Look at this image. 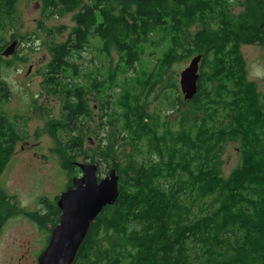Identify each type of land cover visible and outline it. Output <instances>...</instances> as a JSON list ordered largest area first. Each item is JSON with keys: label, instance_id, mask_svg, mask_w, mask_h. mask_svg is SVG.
Returning <instances> with one entry per match:
<instances>
[{"label": "trees", "instance_id": "1", "mask_svg": "<svg viewBox=\"0 0 264 264\" xmlns=\"http://www.w3.org/2000/svg\"><path fill=\"white\" fill-rule=\"evenodd\" d=\"M19 1L0 0L2 67H11L22 59L19 54L15 58L2 55L11 40L20 45L28 37L17 32ZM39 1L42 14L51 19L76 12L64 40L57 38L64 26L52 28L43 22L37 25L40 34H31L50 56L43 70L46 90L62 98V119L50 125L56 136L59 130L69 135L65 142L57 136L64 152L62 167L69 171L70 162L84 154L86 137L94 133L102 146L88 151L118 175L117 200L91 222L77 257L83 264H264V95L243 76L233 87L235 91L228 92L235 79L228 75V66H234L239 77L245 64L239 45L260 40L254 36L257 23L250 21L256 16L250 14L257 10L255 4H247L246 15L240 17L242 24L228 12L227 0ZM214 16L219 21L216 29L211 28ZM91 43L98 60L108 61L110 78L142 68L141 73L149 77L141 86L154 89L161 85L176 92L172 66L200 54V82L195 96L181 102L182 107L193 104L190 110L181 109V126L161 132L159 124L143 122L152 118L144 110L146 102L141 103L139 95L127 94L126 81L124 99L112 100V94H108L112 88L105 79L93 77L92 84L84 85L85 71L74 59L81 58ZM112 51L117 55L114 67ZM131 79L138 85L137 78ZM91 90L100 110H104L106 122H102V116L98 118L101 129L108 125L112 132L119 129L117 135L124 131L130 134L132 151L122 152L125 160L121 163L116 161L115 133L105 143L97 136L98 128L89 129L92 122H97L88 104ZM0 94L2 99L10 96L1 76ZM228 94L238 101L234 111L226 113L233 117L226 126L219 116L221 110L227 111L222 101ZM167 98L168 107L174 108L176 98ZM108 115L109 121L105 118ZM1 116L3 128L5 118ZM12 127L18 129L17 123ZM1 137L0 152H6V156L1 159L0 174L21 136L15 130L11 139ZM158 138L161 153L156 160L143 164L141 154L134 156V152L146 140L157 144ZM235 141L242 146L239 163L224 177L220 168L223 147ZM255 155H260V161L254 159ZM41 211L44 214H34L32 220L37 231L49 230L51 210L47 207ZM5 219L0 217V230Z\"/></svg>", "mask_w": 264, "mask_h": 264}, {"label": "rangeland", "instance_id": "2", "mask_svg": "<svg viewBox=\"0 0 264 264\" xmlns=\"http://www.w3.org/2000/svg\"><path fill=\"white\" fill-rule=\"evenodd\" d=\"M235 1H237L236 4ZM242 1L233 0L231 3V12L235 16L242 17L247 12V4L241 3ZM40 6L39 0L19 1L17 32L21 36L28 35V37L26 42H22L20 45H17V41L11 40L9 44L16 42V46L13 54L9 56L15 58L19 54L22 59H18L16 63L10 60L11 58L3 60L5 62L13 61L14 65L11 67L6 65L2 67L0 65V76L6 81L10 95L8 99H2V94H0V118L2 117L1 115L5 118L3 128L0 127V141L2 139L1 136L6 140L11 139L13 134H15V130L21 136L15 144L13 152L5 161L3 171L0 174V211L3 210L0 217H5V220H7L0 230V264H37L38 256L45 249V246L41 248V244L35 243L37 232L35 231L36 222L32 220L33 215L39 212L38 217H41L44 214V211L41 210L47 209V202L53 201V197L62 190L63 184L69 176V171L66 172L62 167L63 160L61 155L64 152L61 150L60 142L57 139L58 136L61 141L65 142L69 139V135L59 130L56 136V133L50 130V125L53 122L62 119V98L54 97L49 93L48 89L46 90L47 85L45 86L43 83V70L50 61V56L40 41H37L35 36L31 34L33 32L40 34L37 31V25L43 22L47 27L52 28L64 26L63 32L57 35L59 40H64L74 24L71 18L76 12L51 19L42 14ZM211 21L216 22L217 18L214 16ZM239 22L242 23L241 21ZM193 30L191 28V31ZM255 35H257V32H255ZM6 36L8 37L9 35L6 34ZM240 48L245 59L248 80L258 79L260 81L258 92L264 95L263 47H259L256 42L253 45L242 43ZM116 57V53L112 51V67L116 64ZM145 57H147V54L141 62L145 63L147 61ZM191 58L186 62L172 66L171 72H173V77L176 80L175 84L177 85L178 93L176 90L163 89L161 85H157L154 89L150 88V86L147 88L141 86V84H144V80L149 77V74L141 73L142 68H138L132 73L116 75L110 78L109 63L104 56H102L101 60L104 59L106 62L98 60V54L94 51L93 43L81 54V58L76 57L74 61L83 72L85 71L86 78L84 81L87 83L84 85L88 86L93 77L105 79L106 85H111L112 90L108 94H112V100L113 98L124 99L123 97L126 94L125 87L127 88V94L139 95L141 103L146 102L145 112L152 117L144 119L143 122H148L149 126L159 124L161 126L160 131L164 132L168 128L176 129L178 125L181 126V123H178L182 115L181 109L187 111L193 108L192 103L184 104V107H182L181 102H184V100L178 84L180 73L189 67ZM148 69L149 67L145 70ZM199 70V74H201V64ZM130 75L134 77H129ZM131 78H137L139 81V83L137 82L138 85H136V82H131ZM203 79H205V76H203ZM125 81L127 85L123 87ZM112 82L113 84H110ZM92 83L93 81H91ZM89 95L88 104L92 110L91 115L97 117V122H92L89 129L98 128L97 136L104 138V142L108 143L114 136H118L119 129L112 132L111 127L108 125L101 129V122L98 118L101 116L103 118L104 110H100L101 106L98 104L95 91L91 90ZM169 95L176 98L174 108L168 107L170 99L167 97ZM178 96L179 101L177 100ZM228 98L230 97L224 98L222 101L227 111L223 112L221 110L222 114L219 116L226 126L233 122L231 113L229 115L226 113L233 112L236 105L234 101L229 103ZM131 103L133 102L131 101ZM105 118L107 121L111 120L109 115ZM13 122L17 123L18 129L12 127ZM102 122L105 123L106 120L103 118ZM8 123L10 124L8 125ZM13 129L14 131H12ZM112 133H115V135H111ZM124 134L127 136L126 142L130 148V150L128 148L126 151H132L130 134L126 131ZM93 135L95 134L91 133L89 137L95 140L96 137ZM161 138L157 139V144L154 140H151L150 143L146 140L138 147V151L134 152V156L136 153H140L141 156L139 158L142 159L143 164L150 160H156L157 154L161 153L162 150ZM225 144L220 158V168L223 176L228 177L238 166L242 146L239 141ZM8 146H10L9 143ZM21 146H23L22 149ZM146 152H151V155ZM0 153L1 163V159L6 156V152L2 151ZM259 158L260 155L254 156L257 161H260ZM78 161H81V158H78ZM107 174L106 165L100 166V177L102 178ZM180 176H183V173ZM184 176L186 177V175ZM187 181L190 182V180ZM26 211L30 213L29 217L25 214Z\"/></svg>", "mask_w": 264, "mask_h": 264}, {"label": "water", "instance_id": "3", "mask_svg": "<svg viewBox=\"0 0 264 264\" xmlns=\"http://www.w3.org/2000/svg\"><path fill=\"white\" fill-rule=\"evenodd\" d=\"M16 42L10 44L2 55L13 54ZM201 55L191 58L189 67L180 73L179 89L184 101L197 93ZM82 176L60 196L62 215L52 230L45 249L38 256V264H72L80 243L89 226L106 206L113 205L118 197V175L115 169L97 182L96 165L78 163Z\"/></svg>", "mask_w": 264, "mask_h": 264}, {"label": "flooded vegetation", "instance_id": "4", "mask_svg": "<svg viewBox=\"0 0 264 264\" xmlns=\"http://www.w3.org/2000/svg\"><path fill=\"white\" fill-rule=\"evenodd\" d=\"M232 1L233 0H227L226 1L229 13L231 12V3H232ZM250 2H253L255 4L256 8H257L255 13H250L252 15L256 14V16L254 18H250V21L257 23V28H258L257 29V37L260 39L259 41H257V44L259 45V47H263V49H264V0H243L241 3L248 4ZM236 3H237V1H235V4ZM231 14H232V12H231ZM233 17H235L234 19H236L238 23L242 19V18H240V16H235L234 14H233ZM247 20H249V19H247ZM218 24H219L218 20L216 22H214V21L212 22L211 21V28L212 29H216ZM243 30L244 31H248L247 28H243ZM241 45L242 44L239 45V50H240V54H241V56H242V58L244 60V63H245V59H244V56H243V54L241 52V48H240ZM248 45H253V44H248ZM232 70H233V72H232ZM198 72H200V70ZM228 75H230V76L234 75V77H235V79L232 82H230V84H229L228 92H230L232 90L235 91V89L233 87L236 86L241 81V77L242 76L247 81H249L248 80V73H247L246 63L244 64L243 70H242L241 75L239 77L237 76V71L235 70V67L232 66V65L228 66ZM200 76H201V74H199V79H198L197 84L200 82ZM249 82L255 83L256 86H257V91H258V86H260L259 85L260 81L258 79H253V80H250ZM212 94H215V92L211 91V95ZM228 97H230V98H228L229 103L231 101H234V102L238 101L236 98L232 99V96L230 94H228ZM124 133H125V131L122 132L120 136L118 135V136H116L114 138V144H115V147L117 148V151H116V154H117V160L116 161H117V163H121V162H123L125 160L124 154L122 153L123 151L126 152V153L129 152V151H126V149H128L129 146L127 145L126 136H125ZM101 146L102 145L100 144L99 140H92L90 137H86L85 145H84L85 152H84L83 156L81 157V161H78L76 159L75 161H71L70 162L71 165H70V168H69V176L66 179V182L63 184L62 190L56 196L53 197V201L52 202L48 201L47 204H46L47 205L46 207H48L51 210V214L49 216L50 219H51V223H49V226H48V229H49L48 234L45 235V231L44 230L37 231L38 226L34 225L35 226V231L37 232V239L35 240V243L38 242L39 244H41V248H44V246L46 245V242L49 240L50 233L52 232V230L60 222L61 215H62V210L59 207L58 203L60 201L61 194L68 188H75L74 183H76L77 179H79L82 176V172H81V170H80V168L78 166V163H82V164H86V165H91V164L96 165L97 182H99V180L101 179V177H100V166L103 167L104 165H103V163L100 162V159H98V157H97L98 155L97 154L93 155L91 151H88L90 148L94 150V149H97L98 147H101ZM129 150H130V148H129ZM29 203H31V202H29ZM25 214H27V216L29 217L30 213L26 211ZM85 238H86V235H85ZM83 241H84V239H83ZM79 262H80V264H83L82 260L77 257V251H76V254H75V257H74V260H73L72 264H79ZM36 263L38 264L37 261H36Z\"/></svg>", "mask_w": 264, "mask_h": 264}, {"label": "crops", "instance_id": "5", "mask_svg": "<svg viewBox=\"0 0 264 264\" xmlns=\"http://www.w3.org/2000/svg\"><path fill=\"white\" fill-rule=\"evenodd\" d=\"M23 148V146H21V149ZM49 226V224H48ZM49 232V230H45V235Z\"/></svg>", "mask_w": 264, "mask_h": 264}]
</instances>
